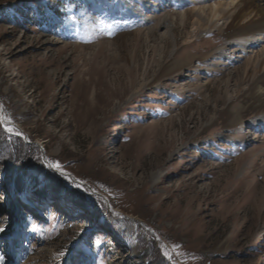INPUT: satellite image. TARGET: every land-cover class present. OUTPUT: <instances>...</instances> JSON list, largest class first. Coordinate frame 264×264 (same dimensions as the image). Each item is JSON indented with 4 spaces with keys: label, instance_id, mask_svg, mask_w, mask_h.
I'll use <instances>...</instances> for the list:
<instances>
[{
    "label": "rangeland",
    "instance_id": "obj_1",
    "mask_svg": "<svg viewBox=\"0 0 264 264\" xmlns=\"http://www.w3.org/2000/svg\"><path fill=\"white\" fill-rule=\"evenodd\" d=\"M193 5L0 0V264H264V110Z\"/></svg>",
    "mask_w": 264,
    "mask_h": 264
},
{
    "label": "bare ground",
    "instance_id": "obj_2",
    "mask_svg": "<svg viewBox=\"0 0 264 264\" xmlns=\"http://www.w3.org/2000/svg\"><path fill=\"white\" fill-rule=\"evenodd\" d=\"M179 2L194 4L192 32L198 33L205 25L211 31L221 28L228 44L248 54L243 69L246 85L241 96L247 100L251 109L257 112L264 110V0H179ZM181 16L185 17L186 13L182 12ZM258 46L260 49H256ZM174 62L171 60L161 67L162 76L183 69L182 65ZM0 120L4 125L24 132L19 124L4 115L1 107ZM132 251L126 255L131 256ZM118 259L119 257H116L115 261Z\"/></svg>",
    "mask_w": 264,
    "mask_h": 264
},
{
    "label": "trees",
    "instance_id": "obj_3",
    "mask_svg": "<svg viewBox=\"0 0 264 264\" xmlns=\"http://www.w3.org/2000/svg\"><path fill=\"white\" fill-rule=\"evenodd\" d=\"M31 5H33V4H31ZM30 5V6H31ZM30 6H28V5H23V7L22 8H20V9H18L17 10V12H19V14L22 16V13H26L25 11L26 10H28V9H30ZM28 7V8H27ZM32 10V9H31ZM40 10V11H39ZM38 13L40 14L41 13V9H38ZM29 14H31V12H29ZM18 17H20L19 15H17ZM2 18V17H1ZM5 138H6V140L7 141H11V142H15V143H17V145H16V149H17V151L16 152H14L13 153V155H16L17 153H18V155H19V158H18V174H20V173H22V174H24L25 173V171L28 169V167L30 166V165H32V164H34L36 161V159H34V160H29V159H27L26 157L28 156V154H30V153H32L33 154V152L35 153L37 150L36 149H32V148H34V146H28V145H25V144H23L22 143V140H21V138H19V137H16V136H14V135H12V134H8V133H5ZM18 146V147H17ZM21 146V147H20ZM28 148H30V149H32V151L30 152V153H28ZM27 154V155H26ZM26 156V157H25ZM35 156H37L38 157V160L37 161H40V159H39V156H38V154H35ZM21 157H24V158H21ZM29 160V161H28Z\"/></svg>",
    "mask_w": 264,
    "mask_h": 264
},
{
    "label": "water",
    "instance_id": "obj_4",
    "mask_svg": "<svg viewBox=\"0 0 264 264\" xmlns=\"http://www.w3.org/2000/svg\"><path fill=\"white\" fill-rule=\"evenodd\" d=\"M0 122L2 123V125H4V123L0 120ZM5 126V125H4ZM20 133H24V132H22V131H19ZM42 158H43V160L44 161H46V159H45V157L44 156H42ZM57 173H60V174H63V173H61L59 170H55ZM66 175V174H65ZM69 178H72V176H70L69 175Z\"/></svg>",
    "mask_w": 264,
    "mask_h": 264
},
{
    "label": "snow or ice",
    "instance_id": "obj_5",
    "mask_svg": "<svg viewBox=\"0 0 264 264\" xmlns=\"http://www.w3.org/2000/svg\"><path fill=\"white\" fill-rule=\"evenodd\" d=\"M5 130L8 131V132H11V131H12L11 128H7V129H5ZM17 134H18V133H17ZM55 167H56V168H59L60 165H59V164H56ZM3 231H4V229H3V228H0V232H3Z\"/></svg>",
    "mask_w": 264,
    "mask_h": 264
}]
</instances>
